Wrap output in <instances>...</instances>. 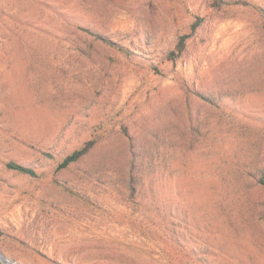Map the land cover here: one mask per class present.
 Masks as SVG:
<instances>
[{
    "label": "rangeland",
    "instance_id": "1",
    "mask_svg": "<svg viewBox=\"0 0 264 264\" xmlns=\"http://www.w3.org/2000/svg\"><path fill=\"white\" fill-rule=\"evenodd\" d=\"M0 230L15 264H264V0H0Z\"/></svg>",
    "mask_w": 264,
    "mask_h": 264
},
{
    "label": "trees",
    "instance_id": "2",
    "mask_svg": "<svg viewBox=\"0 0 264 264\" xmlns=\"http://www.w3.org/2000/svg\"><path fill=\"white\" fill-rule=\"evenodd\" d=\"M196 27H197V24H192L191 30H195ZM187 38H188V35H182L178 37L176 44H175V49L170 50L166 53L167 59L175 60L176 57H180L182 55L181 52L184 50ZM119 49L122 50V48H119ZM176 51L180 52V54L177 55ZM203 98L212 101L210 97L204 96ZM92 143L93 141L89 140L82 147L75 149L71 153L67 154L62 159V161L58 164V168H66L73 163H78L88 154L90 150V145ZM7 166L10 169H14V170L26 173L32 177H37V172L33 168L26 166L24 164L11 161L7 163ZM5 237H6V234L2 230H0V238H5ZM0 264H15V263L10 261L6 256L0 255Z\"/></svg>",
    "mask_w": 264,
    "mask_h": 264
}]
</instances>
